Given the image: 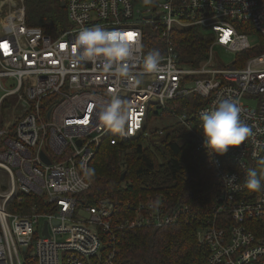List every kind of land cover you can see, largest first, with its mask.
<instances>
[{"label":"built area","instance_id":"built-area-1","mask_svg":"<svg viewBox=\"0 0 264 264\" xmlns=\"http://www.w3.org/2000/svg\"><path fill=\"white\" fill-rule=\"evenodd\" d=\"M64 8L67 26L53 35L25 23L23 0H0V174L5 177L0 181V264H94V255L100 264H111L113 248L101 259V231L174 220L160 199L155 206L147 203L149 213L141 212L142 204L134 217L114 225L108 200L76 201V194L90 185L88 162L100 141L147 137L148 112L174 116L189 129L218 183L210 217L197 231L208 248L206 264H264V243L246 223L264 216V189L251 192L244 185L249 170L264 174V0H64ZM95 25L134 33V71L153 50L161 53L164 71L145 74L140 84L130 85L96 64L78 62L76 35ZM190 27L209 35L197 64L181 60L175 41L176 31ZM146 28L156 36L144 47ZM252 49L256 52L243 58ZM188 94L204 103L191 112L167 107V100ZM114 96L129 113L125 136L98 121ZM225 99L238 104L253 136L210 158L199 133L203 116ZM6 102L4 111L12 113V120L2 119ZM162 131L156 128L158 134ZM232 176L235 181L223 180ZM27 193L43 194L54 205L44 211L36 203L10 210V203Z\"/></svg>","mask_w":264,"mask_h":264},{"label":"trees","instance_id":"trees-1","mask_svg":"<svg viewBox=\"0 0 264 264\" xmlns=\"http://www.w3.org/2000/svg\"><path fill=\"white\" fill-rule=\"evenodd\" d=\"M23 2L27 25L38 26L43 32L53 35L67 26L61 0ZM155 36L153 30L146 28L144 47L155 42ZM175 41L181 60L197 64L205 56L209 35L202 28L190 27L176 31ZM255 52L253 49L247 50L243 52V58ZM203 103L194 94L166 101L167 107L177 112L185 107L191 112ZM7 104L3 105L2 119L5 118L4 108ZM150 115L148 112L147 118ZM148 123L146 119L145 129ZM165 129L162 128L163 136L157 143L145 142L147 137L136 135L112 144L104 137L88 162L86 178L90 185L76 194V201L90 205L99 199L108 200L113 204L112 225L134 217L136 208L142 204L145 208L140 209L141 212L149 213L147 203L152 201L155 206L158 199L163 210L175 215L173 221L161 226L111 227L110 231H101V259L113 248L111 264H206L208 248L199 242L197 231L210 217L218 183L190 136L180 141L181 134L177 129ZM151 132L158 134L156 128ZM19 196L20 200L10 203V210L19 211V207L25 209L36 203L37 210L44 211L54 205L43 194ZM246 223L264 243V216L247 218ZM110 233L112 239L107 238ZM109 241H112L110 248L107 247ZM91 261L100 264L101 260L94 255Z\"/></svg>","mask_w":264,"mask_h":264},{"label":"clouds","instance_id":"clouds-1","mask_svg":"<svg viewBox=\"0 0 264 264\" xmlns=\"http://www.w3.org/2000/svg\"><path fill=\"white\" fill-rule=\"evenodd\" d=\"M133 43L129 36L118 30H107L101 25L85 27L76 35V59L78 62L98 65L101 71L110 74L118 82L127 81L130 85H138L145 74H160L164 66L161 53L153 50L143 57L142 68L134 71ZM201 90L207 94L206 88ZM128 119L129 113L119 96H114L98 116L101 126L121 136L128 134ZM199 133L203 138L202 146L210 158L225 155L229 148L238 147L253 136L252 127L241 118V108L230 99L222 100L215 109L203 116ZM224 179L235 181V176ZM244 185L251 192L261 191L264 189V174L258 175L256 170H249Z\"/></svg>","mask_w":264,"mask_h":264},{"label":"rangeland","instance_id":"rangeland-1","mask_svg":"<svg viewBox=\"0 0 264 264\" xmlns=\"http://www.w3.org/2000/svg\"><path fill=\"white\" fill-rule=\"evenodd\" d=\"M218 57H220V56H218ZM10 100L12 101V103H15L16 102V96H14V95L10 96ZM5 113H6L5 116L7 119H9V118H10V120L13 119L12 113L10 111H6ZM155 128H158V129L166 128L165 129L166 131H171V130L177 129L178 132L181 134L180 141H182L187 135H188V137L190 136L189 129L185 128L181 123L177 122L176 117L170 116V115H164V116L160 117V116H157L155 114H151L150 119H149V123H148V127H147V133L149 135L147 136V139L145 142H149V141L152 143L159 142V140L161 139V137L163 135L162 134L161 135H159V134L153 135V132H151V131ZM4 179H5V177L0 174V181H2ZM81 215L86 216L87 215L86 211L82 210Z\"/></svg>","mask_w":264,"mask_h":264},{"label":"water","instance_id":"water-1","mask_svg":"<svg viewBox=\"0 0 264 264\" xmlns=\"http://www.w3.org/2000/svg\"><path fill=\"white\" fill-rule=\"evenodd\" d=\"M60 5H61V7H64V0H61ZM147 17H150V15H148ZM41 156H42V158H43L44 160L47 161V158L45 157V155L43 154V152H41ZM123 176H124V172L121 173V178H123Z\"/></svg>","mask_w":264,"mask_h":264},{"label":"snow or ice","instance_id":"snow-or-ice-1","mask_svg":"<svg viewBox=\"0 0 264 264\" xmlns=\"http://www.w3.org/2000/svg\"><path fill=\"white\" fill-rule=\"evenodd\" d=\"M127 36H129L130 37V39H132V40H134V33H132V32H127V33H125ZM84 123H87V121H84Z\"/></svg>","mask_w":264,"mask_h":264}]
</instances>
